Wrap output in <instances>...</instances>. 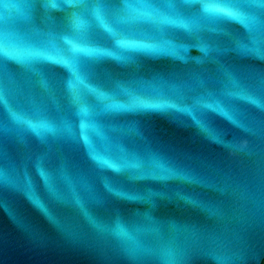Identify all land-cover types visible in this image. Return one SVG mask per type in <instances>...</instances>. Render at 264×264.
Listing matches in <instances>:
<instances>
[{"label":"water","instance_id":"water-1","mask_svg":"<svg viewBox=\"0 0 264 264\" xmlns=\"http://www.w3.org/2000/svg\"><path fill=\"white\" fill-rule=\"evenodd\" d=\"M0 264H264V0H0Z\"/></svg>","mask_w":264,"mask_h":264}]
</instances>
